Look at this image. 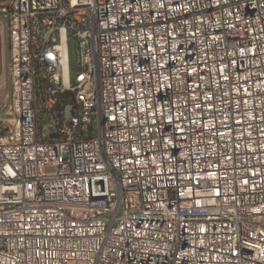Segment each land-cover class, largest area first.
Returning a JSON list of instances; mask_svg holds the SVG:
<instances>
[{
    "label": "built area",
    "instance_id": "1",
    "mask_svg": "<svg viewBox=\"0 0 264 264\" xmlns=\"http://www.w3.org/2000/svg\"><path fill=\"white\" fill-rule=\"evenodd\" d=\"M0 15V264H264V0H0Z\"/></svg>",
    "mask_w": 264,
    "mask_h": 264
},
{
    "label": "crops",
    "instance_id": "2",
    "mask_svg": "<svg viewBox=\"0 0 264 264\" xmlns=\"http://www.w3.org/2000/svg\"><path fill=\"white\" fill-rule=\"evenodd\" d=\"M9 59V46L7 40L6 21L0 15V100L9 98L7 92V64Z\"/></svg>",
    "mask_w": 264,
    "mask_h": 264
},
{
    "label": "bare ground",
    "instance_id": "3",
    "mask_svg": "<svg viewBox=\"0 0 264 264\" xmlns=\"http://www.w3.org/2000/svg\"><path fill=\"white\" fill-rule=\"evenodd\" d=\"M74 40L76 43V37L73 33L60 32V49L63 51H68V44ZM41 58L42 60H50V59H59V51L55 49H46L41 50ZM70 71H62V73L57 74V82H69ZM86 76H78L77 84H85Z\"/></svg>",
    "mask_w": 264,
    "mask_h": 264
},
{
    "label": "rangeland",
    "instance_id": "4",
    "mask_svg": "<svg viewBox=\"0 0 264 264\" xmlns=\"http://www.w3.org/2000/svg\"><path fill=\"white\" fill-rule=\"evenodd\" d=\"M68 59H69V67L70 73L73 76L77 72V63H78V51L76 49V43L72 40L68 44ZM10 99L6 97L5 99L0 100V118L5 119L11 115L9 111Z\"/></svg>",
    "mask_w": 264,
    "mask_h": 264
},
{
    "label": "water",
    "instance_id": "5",
    "mask_svg": "<svg viewBox=\"0 0 264 264\" xmlns=\"http://www.w3.org/2000/svg\"><path fill=\"white\" fill-rule=\"evenodd\" d=\"M71 113H70V110H69V108H67V110H66V117L67 116H69Z\"/></svg>",
    "mask_w": 264,
    "mask_h": 264
}]
</instances>
